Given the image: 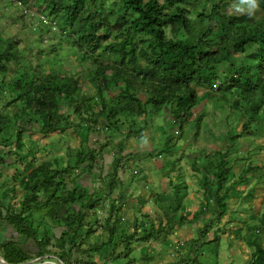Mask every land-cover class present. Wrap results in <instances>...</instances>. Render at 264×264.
Listing matches in <instances>:
<instances>
[{
	"label": "trees",
	"instance_id": "1",
	"mask_svg": "<svg viewBox=\"0 0 264 264\" xmlns=\"http://www.w3.org/2000/svg\"><path fill=\"white\" fill-rule=\"evenodd\" d=\"M13 3L20 11L15 18L23 25L30 19L27 9L35 3L41 15L55 22L59 39L51 54H45L42 42L52 27L34 22L32 30L37 31L42 44L31 61V50L20 47L23 38L0 32V103L4 105L0 110V146H11L8 152L0 153V167L13 156L28 157L22 151L31 127L37 126L46 136L83 125L92 126L96 136L101 131L108 134L99 147L89 141L93 145L66 146V165L63 155L38 166L25 165L21 183L0 194V225L8 224L17 233L10 239L0 238V256L8 264H32V259L45 254L65 264H100L96 254L110 245L111 264H118L113 257L119 247L124 248L126 257L122 264H133L136 258L130 255L134 243L165 241L183 225L190 229L194 219L206 215L202 225L190 229L197 234L188 241L189 251L164 264H211L201 259V248L208 242L218 264L220 230L210 234L214 218L220 220L228 213L233 184L247 185L250 174L257 170L262 171L261 178L264 176V160L257 158L264 150V141L259 140L264 136V113L260 116L264 110V0H259L254 16L247 11L227 12L229 0ZM63 44L84 63L91 62L87 68L93 93L84 91L80 75L65 69L61 60L53 61L59 58ZM45 64H50L49 69ZM5 108L11 112L6 113ZM231 112L241 113L240 124ZM158 117L167 128L163 141L173 149L179 146L174 140L192 136L186 141L195 148L188 168L203 173L196 184L206 204L195 217L185 214L189 194L185 178L176 186V204L168 202L166 208L171 213L165 211L158 217L140 213L133 219V227L126 228L120 215L124 202L119 201L132 188L120 174L129 168L130 158L139 154L126 151L128 140L155 130ZM243 137L250 138L255 151L241 152L245 148L238 140ZM110 151L114 159L105 173L104 156ZM176 155L172 163L163 161L174 168L168 173L185 169L181 160L187 154ZM161 157L154 156V160ZM140 169V165L133 167L129 175L139 178ZM19 187L27 193L19 206L4 205L8 196L14 200ZM117 188L125 194L112 198ZM103 210L107 211L105 219ZM45 220L63 226L61 233ZM258 226L264 237V215ZM103 232L106 240L98 243ZM28 241L38 248L36 255L26 247ZM252 245L255 250L249 264H264V242L255 239ZM142 258L148 264L152 259L147 253Z\"/></svg>",
	"mask_w": 264,
	"mask_h": 264
},
{
	"label": "rangeland",
	"instance_id": "2",
	"mask_svg": "<svg viewBox=\"0 0 264 264\" xmlns=\"http://www.w3.org/2000/svg\"><path fill=\"white\" fill-rule=\"evenodd\" d=\"M8 1H10V4H8ZM229 1H231V5L227 9V12L240 13V12L247 11L246 10L247 6L242 4L241 0H229ZM13 2L14 1L12 0H0V32L4 36L16 34L19 37L23 38L24 41L22 42L20 47L28 48L29 50H31L28 53L31 61H35V54L38 52L37 47H39L38 45H41L42 43H43L42 46L44 47V50L46 51L45 54H51L50 49L57 43L59 39L58 29L47 34L43 42L40 43L37 31L32 30L34 29L33 28L34 22H37V19L41 20L42 18L41 15L37 11L39 10L37 9V5L35 3H32L31 7L27 9L26 11L27 16H29L30 18L28 19L29 25L28 23L23 25L19 20H16L15 18V17H19L18 14L20 11H19V8H15ZM241 8L245 10L241 11ZM59 60L62 61V64L64 65L65 69H69L72 72H74L75 75L81 76V81L84 87V91H88L90 93L94 92V89L92 88L88 80V68L87 67L91 65V62L84 63L80 59V57L74 52V50L66 44H63L62 48L60 49L59 58L58 59L55 58L53 61L58 62ZM49 65L45 64V67L49 69ZM207 105H208V108L211 109L212 107L211 103ZM3 108H4V105L0 103V110H3ZM5 110H6V113L11 112V110H8L6 108ZM67 112L69 113L68 110ZM218 112L220 111L218 110ZM263 113H264V110L261 111L260 113L261 117L263 116ZM233 115H235V118L237 119L236 122L240 124V120L238 119L240 118L241 113L240 112L236 114L233 113ZM72 118L75 119V116H72ZM155 124L158 125L157 127H155V130L160 129L161 132L160 130L155 131L153 129H149L147 131H151L152 135L148 136V134L145 132V135L141 136L139 139V143H143V144H146L145 142L148 140L153 142V146H152L153 149L151 151V153L153 154L150 157L149 156L148 157H149V163H151L152 165V180L155 179V181L152 184H148L146 182L140 184L136 190L132 191L133 193L131 195L128 194L126 197L123 198V200L119 201V203L124 202V206H123V209L120 211V215L122 216L123 225L126 228L133 227L132 225L133 219L139 216L140 213H150L151 215L156 216V217H158V215L159 216L163 215L165 211L166 213H169V212L171 213V210L167 211L168 209L166 207L168 205V202L174 201L173 204L175 203L174 192H177L176 186L181 181L185 180V178L189 182L193 181L194 183L196 179L199 181L200 178L204 176L203 173L199 175L197 174V172H192L188 168L189 164L187 162H189L188 160L189 155L192 156L190 153H192L193 155L195 154V148L191 149L189 146H187L186 141L188 142L192 138V136L188 134L189 138L187 140L182 139V140L177 141L173 139L174 143H177L179 145V146H175V149H173L171 146H169L167 143H164L163 141L168 136L166 134L167 128L166 127L164 128L163 126H161L163 125V119L161 117L156 118ZM90 128L92 130H89ZM93 129L94 128H92V126L90 125L84 127V139L82 143L84 145L86 144L93 145L92 143H87V142L88 141L95 142L94 143L95 146L99 147L101 141L104 140L105 136L108 133L106 131L99 132V136H97V139L95 141V138L93 137V134H95L93 133ZM163 131H165V133H163ZM203 131H205L204 128H203ZM243 138L244 139L242 140H238L240 147L245 148V149H241V152L243 151L245 152L249 150L255 151L256 150L255 146L252 147L251 143L248 141L250 138L249 139H247L246 137H243ZM47 139H48L49 145L53 147L54 149L55 148L56 149L65 148L64 147L65 142L61 140V137L60 135H58V133L50 134L47 137ZM259 140L264 141V136H261ZM37 142L38 144H35V143L32 144L31 148L39 147L40 150H43L44 148L42 147V142L40 141H37ZM10 149H11V146H0V153H6ZM25 149H26V144L23 150ZM49 150H50L49 154L53 158L56 157L54 156L56 151L52 149H49ZM237 151L238 150H235V153ZM183 152H185L187 155L183 156L181 163L183 164V168L186 167L187 170L186 171L185 169L175 170L178 176L177 178L175 177L174 172L168 173V171L170 170L169 168L171 169L173 168L172 165L171 167L169 166L167 167V170L165 171L164 174H160V172L158 171L160 168L157 166L156 161L152 162V160L155 159L154 156L158 158V155L159 157L163 155V157H161L162 159H160L162 162L169 160L170 163H172L174 161L173 159L179 156L176 154L177 153L182 154ZM171 154L175 155V157H172L173 155ZM235 156L237 157L238 154H235ZM148 157H145V158L148 159ZM259 157H261V159L262 158L264 159V150H262L259 153L257 158ZM178 166H179V163L177 162L176 167ZM129 171H131L130 167L127 169L128 174H129ZM240 171L241 170H239L238 172ZM261 172H262L261 170H257L256 172L251 173L250 181L244 188L240 183L233 184L231 187V191H230V197L227 199V202L230 207L228 208V213L224 215L220 220H217V217L214 218L215 225L214 227H212L210 234H213L217 229L220 230L219 235H220L221 241H220V247H219V254L217 257L218 264H249L252 259V254L255 250V247L254 245H252V242L255 239H258L259 242H264L263 234L260 233L259 231L260 226H258L261 223L262 216L264 215V176L262 178L260 177ZM193 176H196V178H194ZM189 177L190 179H188ZM2 178H3V181H2ZM133 179H134L133 175L132 176L128 175V177L125 180L127 181L128 184L134 185V183H131ZM14 183H15L14 179L9 178L6 173L0 170V194H4L5 190L8 187L14 186ZM97 185L98 183L96 184V186ZM188 186H189V194L185 201L186 207L184 210H185V214L188 215L189 218H192L193 215L195 217L194 213L196 211L193 212L189 210L191 206L189 205V203L192 201V199H195L196 196L197 197L195 200L199 201V197L201 198V196L200 194L197 195V192L193 189V185L189 184ZM117 193L120 194V189L117 191ZM141 193H142V196H141ZM162 193H166V194H164L163 197H160ZM112 195H114V193ZM143 198L146 199V202L143 205H140V202L143 200ZM205 204L206 203L201 204L198 207V209L201 206H205ZM170 207H171V204H170ZM127 208H131V209L139 208V212H137L136 216L133 217L134 211L130 210L128 213L129 215H128L126 212ZM231 213L233 214V217L230 216ZM101 216L103 217V219H105V217L107 216V211L103 210L101 212ZM205 217L207 216L204 215V216H200L197 219H194L195 220L194 224L190 225L191 228L193 229L196 228L198 224L202 225L204 223L203 219H207ZM45 222H48V220H45ZM45 222L43 224L44 226L46 224ZM189 223L191 224L193 222L191 221ZM55 231H57L58 234L60 233V229H57ZM179 231H180V228L174 234L170 235L169 238L165 241L157 242V241L152 240L146 243L144 242L134 243L133 244L134 249H133L132 254L130 255L131 257L136 258V262L133 264H148V260L142 258V255L146 253L150 257H152V259L149 261L150 262L149 264H164L166 262L173 261L176 258L177 259L181 258L183 255H185L189 251L188 250L189 249V242H188L189 239L195 236L197 233L194 231L191 232L189 230V233L187 235L185 233L181 235ZM5 234H7V231H5ZM99 235H102V230H100ZM105 236L106 235L104 233L102 237L100 236L101 238H97L98 243L102 242L103 240H106ZM209 236L212 237L211 235ZM211 245L212 243L208 242L206 243L204 247L201 248L202 253H203L201 259L204 261V263L216 264L215 255L210 251ZM29 249L31 250L33 255H36L38 248L36 247L35 243H32ZM110 253H111V246L107 245L102 250H100L99 253L96 254V260L100 264H104L105 262H107L108 264H111ZM123 253H124V248L119 247L117 250V253L113 257L115 258V261L118 264H122L124 260L126 259ZM30 263L32 264H65L63 261L59 260L57 257L52 258V256L48 254L36 256L34 259H32Z\"/></svg>",
	"mask_w": 264,
	"mask_h": 264
},
{
	"label": "crops",
	"instance_id": "3",
	"mask_svg": "<svg viewBox=\"0 0 264 264\" xmlns=\"http://www.w3.org/2000/svg\"><path fill=\"white\" fill-rule=\"evenodd\" d=\"M64 109H65V107H64ZM75 122L77 123L78 121H75ZM85 126L86 125L81 126V128H78V130H76V129H67V130H65L62 133H60V132H56V133H58V135H60V137H61V140L65 142V146L64 147L70 145L73 148H78V147L81 146V144H83L82 142H83V139H84V127ZM147 134H148V136H151L152 132L149 131ZM27 136H25L26 149L22 151V154L24 156H28V157H25L23 159L22 157L13 156L12 158H8L7 159V162L5 163L4 166L0 167V170L3 171L4 173H6L9 178H12V179L15 180L14 185H17V186H18L19 183H21V180L23 179V175H24L23 173H24L25 165H30L31 164L32 166H38L43 161L53 158L49 154V151H50L49 149H52V150L56 151L54 156H58V155L59 156H61V155L64 156L63 165H66L67 164V160H68V157L65 155V152L63 151L64 148H61V149H56L55 148L54 149L53 147H51L49 145V142H48V139H47V137L49 135L46 136V135L42 134L41 132H39L38 129H37V126H35V128L31 127L30 130L27 132ZM41 136H42V138H41ZM93 137L95 138V141H96L97 136L95 134H93ZM139 139H140V137H136V136L130 138L128 140L127 150H126L127 152L139 153V154L133 156L132 158H130V160L128 161V167H131V169H133V167H136L137 165H140V168H141L140 169L141 176L139 178L138 177L134 178L132 180V182H131V183H134V185H131L132 189H131V191H128V194H130V195L133 193L132 191L136 190L140 184H142L144 182H146L148 184H152L155 181V179L152 180V165H151V163H149V157H150L149 150L153 149V147H152L153 146V142L148 140V141L145 142L147 144L146 145V144H143V143H139ZM37 141L42 142V147L44 148L43 150H40L39 147L31 148L32 144H34V143L38 144ZM117 141L118 140H116V142ZM33 150H34V152H33ZM145 157H148V159H146ZM259 158L261 159V157H259ZM262 160H264V159L262 158ZM112 161H113V156H112L111 151H110V154L108 152H106L105 156H104V163H105L104 170H105V173L107 172V170H109L110 163ZM153 161H156L157 166L160 168L158 170L160 172V174H164L165 171L167 170L168 164L165 163V162H162L160 159H156V160L153 159L152 162ZM186 170H187V168L185 167V171ZM190 171H192V170L190 169ZM186 174H187V172H186ZM128 175L129 174L126 171L125 173H121L120 177L124 181L128 177ZM174 175H176V172H174ZM193 177L196 178V176H193ZM188 179H190V177ZM2 181H3V178H2ZM197 181H198L197 179H196V181L194 183H193V181L192 182L188 181L189 184L193 185V189L197 192V195L200 194V196H201V198L199 197V201L195 200L196 197H197L196 196L195 199H192V201L189 203V205H191L189 210H191L193 212L197 211L198 207L201 204L206 203L205 202L206 200L204 199L203 193L201 191H199V187L196 184ZM89 182L90 181L88 180V181L84 182V184L87 185ZM126 183H127V181H126ZM241 185L243 186V188L246 186V184H241ZM117 189L119 190V188H117ZM117 189L114 191V195L111 196L112 198H114L116 195H119V193H117V191H118ZM24 193L27 194L24 191V189H21L19 187L17 189V191H16V195H15L14 200H12L11 197L8 196L6 199L3 200V204L6 205V206L8 204H14V206L18 207L19 204H20V201H22V199L24 198ZM121 193H124V191L121 192V189H120V195H121ZM142 193H141V196H142ZM145 202H146V199L143 198V200L140 202V205H143ZM130 210L134 211V214H133L134 216L133 217H135L137 212L139 211V208H137V209H135V208H133V209L127 208L126 209L127 214L129 213ZM48 223L53 225L55 227V230L60 229V233H61V230H62L63 226H61V225L58 226V224H57V222L55 220H48ZM198 225H200V224H198ZM189 230L190 229L188 228L187 225H183L180 228L179 232H180L181 235H183V233H185L187 235L189 233ZM5 231H7V234H5ZM16 235H17V233L14 231V229L10 225H8V224H4L3 226L0 225V238H2V239H4V238L10 239V238H12L13 236H16ZM19 240H21V237H19ZM32 243H34V242L33 241H28L27 242L26 246H27L28 249L32 245Z\"/></svg>",
	"mask_w": 264,
	"mask_h": 264
},
{
	"label": "clouds",
	"instance_id": "4",
	"mask_svg": "<svg viewBox=\"0 0 264 264\" xmlns=\"http://www.w3.org/2000/svg\"><path fill=\"white\" fill-rule=\"evenodd\" d=\"M12 1H14V0H12ZM241 3L247 6L246 10H247L249 16H254L255 12L260 7L259 0H241ZM243 10H245V9L241 8V11H243ZM41 17H42L41 20L37 19V22H35V23H39V24H42L44 26H50V27H52L53 31L57 29L56 24L52 19L46 17L45 15H41Z\"/></svg>",
	"mask_w": 264,
	"mask_h": 264
},
{
	"label": "water",
	"instance_id": "5",
	"mask_svg": "<svg viewBox=\"0 0 264 264\" xmlns=\"http://www.w3.org/2000/svg\"><path fill=\"white\" fill-rule=\"evenodd\" d=\"M0 263L1 264H8L1 256H0Z\"/></svg>",
	"mask_w": 264,
	"mask_h": 264
}]
</instances>
